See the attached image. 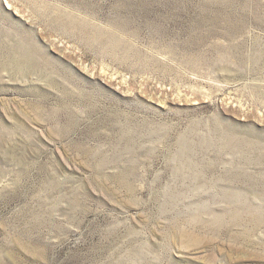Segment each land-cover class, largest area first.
I'll return each mask as SVG.
<instances>
[{
    "label": "rangeland",
    "instance_id": "1",
    "mask_svg": "<svg viewBox=\"0 0 264 264\" xmlns=\"http://www.w3.org/2000/svg\"><path fill=\"white\" fill-rule=\"evenodd\" d=\"M0 264H264V0H0Z\"/></svg>",
    "mask_w": 264,
    "mask_h": 264
}]
</instances>
